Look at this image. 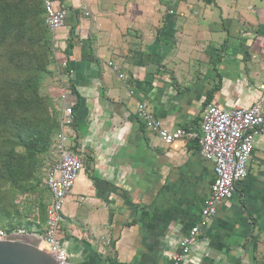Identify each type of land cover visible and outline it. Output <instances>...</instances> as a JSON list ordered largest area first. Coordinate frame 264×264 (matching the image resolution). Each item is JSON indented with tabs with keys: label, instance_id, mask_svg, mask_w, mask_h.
I'll return each mask as SVG.
<instances>
[{
	"label": "crops",
	"instance_id": "obj_1",
	"mask_svg": "<svg viewBox=\"0 0 264 264\" xmlns=\"http://www.w3.org/2000/svg\"><path fill=\"white\" fill-rule=\"evenodd\" d=\"M54 1L67 17L52 35L56 74L45 93L59 113L68 84L82 162L58 240L72 264H168L200 220L213 165L194 140L163 145L136 105L146 104L169 131L198 129L208 104L253 105L264 94V0H205L186 9L172 0ZM254 144L248 177L183 264L264 258V136Z\"/></svg>",
	"mask_w": 264,
	"mask_h": 264
},
{
	"label": "built area",
	"instance_id": "obj_2",
	"mask_svg": "<svg viewBox=\"0 0 264 264\" xmlns=\"http://www.w3.org/2000/svg\"><path fill=\"white\" fill-rule=\"evenodd\" d=\"M45 12V24L53 35L62 29L67 17L66 7L54 0H40ZM62 68L67 63H60ZM108 67L116 71L115 65ZM120 81L126 78L118 75ZM61 107L59 108V133L51 146L52 162L43 172L42 185L50 194V202L45 209V228L42 235L31 234L43 246L55 264H72L58 240L62 222L63 205L82 168L81 158L76 148V137L72 129L74 121L73 103L67 83L61 87ZM136 116L144 128L163 145L178 141L194 140L199 146V155L213 165V180L208 196L202 201L200 220L191 227L179 241L176 251L168 264H183L185 257L201 236L202 228L217 213L218 206L232 197L237 185L248 177V163L254 150L256 136H264V94L250 107H235L223 110L208 104L202 111L198 129L177 128L169 131L144 103H137ZM84 201L80 198L77 204ZM22 231L0 230V242L17 241L24 236Z\"/></svg>",
	"mask_w": 264,
	"mask_h": 264
},
{
	"label": "trees",
	"instance_id": "obj_3",
	"mask_svg": "<svg viewBox=\"0 0 264 264\" xmlns=\"http://www.w3.org/2000/svg\"><path fill=\"white\" fill-rule=\"evenodd\" d=\"M44 20L40 0H0V48L12 50L6 65H11L10 70L18 75L3 76L0 83V184L9 185L20 194L33 191L42 182L37 175L48 148L43 135L51 120L47 117L48 121L44 122L41 118L48 114V109L37 96L41 76L50 74L48 69L52 64V34ZM14 215L19 216L17 212ZM0 216V221L11 220L8 211ZM20 227L24 230L8 225L2 231L44 233L35 223Z\"/></svg>",
	"mask_w": 264,
	"mask_h": 264
},
{
	"label": "rangeland",
	"instance_id": "obj_4",
	"mask_svg": "<svg viewBox=\"0 0 264 264\" xmlns=\"http://www.w3.org/2000/svg\"><path fill=\"white\" fill-rule=\"evenodd\" d=\"M175 2V6L178 9L184 8L186 9L190 5L199 4L200 1L205 0H172ZM12 53V50L7 47H1L0 48V83L3 81L1 77L3 76H11V77H18V75L13 72V70H10L11 65H6L7 59L9 58L10 54ZM52 64L49 66L50 69L48 71L50 72L49 75L44 74L41 76L40 82H39V88L37 90V96L39 99L42 100L43 105L45 108L48 109V114L46 113L45 116H41V118L44 120V122H47L49 119L51 120V123L46 130L45 134L43 135L45 144L47 145L46 154L44 155L45 160L44 163L40 166L39 169V176L38 178L43 179V172L44 169L47 167V165L52 162V156H51V146L53 142L55 141V138L57 137L58 133L56 132V126L55 123H57V118L59 117V113L56 112L53 108V104L51 100L47 97L45 91L47 86V80L49 78H52L54 73L56 74V67L53 61V55L50 57ZM51 69H54L53 72H51ZM53 73V74H52ZM52 75V76H51ZM48 117V120H47ZM59 120V118H58ZM32 183H35L34 181ZM50 202V194L49 192L43 187L42 182L40 181L38 185H36L35 189L33 191H29L25 194H20L19 191L11 190L9 185H3L0 184V214L3 215L5 212H9L11 214V220L10 221H0V230H3L10 225L12 228H20V225H24L25 223H35L38 229H42L44 231L45 227V209L46 206ZM18 213V217L14 215V213ZM2 217V216H0ZM24 230V229H23ZM261 264V263H260ZM264 264V260L263 263Z\"/></svg>",
	"mask_w": 264,
	"mask_h": 264
},
{
	"label": "water",
	"instance_id": "obj_5",
	"mask_svg": "<svg viewBox=\"0 0 264 264\" xmlns=\"http://www.w3.org/2000/svg\"><path fill=\"white\" fill-rule=\"evenodd\" d=\"M0 264H55V261L38 247L33 235L25 234L17 241L0 242Z\"/></svg>",
	"mask_w": 264,
	"mask_h": 264
},
{
	"label": "bare ground",
	"instance_id": "obj_6",
	"mask_svg": "<svg viewBox=\"0 0 264 264\" xmlns=\"http://www.w3.org/2000/svg\"><path fill=\"white\" fill-rule=\"evenodd\" d=\"M40 248H43V246H42V245H40Z\"/></svg>",
	"mask_w": 264,
	"mask_h": 264
}]
</instances>
